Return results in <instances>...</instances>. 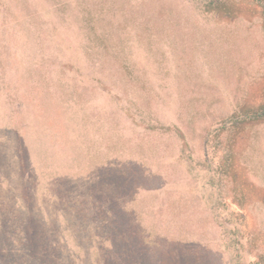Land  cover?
<instances>
[{
  "label": "rangeland",
  "instance_id": "374dc122",
  "mask_svg": "<svg viewBox=\"0 0 264 264\" xmlns=\"http://www.w3.org/2000/svg\"><path fill=\"white\" fill-rule=\"evenodd\" d=\"M205 2L0 0V264L264 254V123L224 126L264 101V29Z\"/></svg>",
  "mask_w": 264,
  "mask_h": 264
},
{
  "label": "trees",
  "instance_id": "16d2710c",
  "mask_svg": "<svg viewBox=\"0 0 264 264\" xmlns=\"http://www.w3.org/2000/svg\"><path fill=\"white\" fill-rule=\"evenodd\" d=\"M51 1L57 2L58 0H51ZM235 1L236 0H206L204 4L205 11L208 13L214 14L217 18L228 19V18L234 17L235 15L233 11V9L235 8V4H236ZM250 1H252L254 4H257L255 7V10H256V13L259 15V17L261 18V26L264 29V0H250ZM61 10H62V7L55 9V11H61ZM263 123H264V101L253 107L242 105L234 114H232L231 116H229L228 118L224 120V126H226V129H230L231 127L235 128V132L238 134H242L247 129L249 130L250 128L254 126H257ZM53 181L54 179L52 180V182ZM82 201L85 203L87 200H85V197H84L82 200L76 201L72 199V196L68 197L67 199L65 198L63 200L64 206L69 204L68 211L71 213V218L66 216L64 218V223L70 228L73 227L74 229H77L79 226L80 229H82L83 227L86 226L85 224L86 217L82 216L81 220H79L81 213L84 212L83 205L81 203ZM106 223H109V222L106 220ZM81 224L83 225L80 226ZM86 229L81 230V231L83 233L88 234L89 230H86ZM90 235H91L90 238L92 239L93 234H90ZM52 240L56 241L54 236ZM61 248L63 249L64 252H66L67 250L66 246L65 247L63 246ZM100 249L101 248L98 246L97 248H95L94 250L95 255L98 259L99 258L105 259V257H102L103 253L101 252ZM4 257L7 258L5 253H4ZM17 257H20V253H18ZM59 257L60 255H58L56 259ZM256 257H257V261L254 264H261L259 262L263 261L264 254L256 253ZM18 261H19V264H25L23 261H21V259H19Z\"/></svg>",
  "mask_w": 264,
  "mask_h": 264
}]
</instances>
